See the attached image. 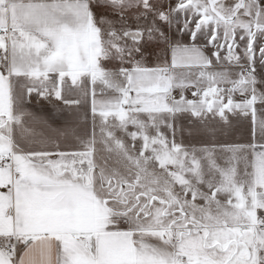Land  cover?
<instances>
[{
  "label": "snow or ice",
  "instance_id": "6c2138e0",
  "mask_svg": "<svg viewBox=\"0 0 264 264\" xmlns=\"http://www.w3.org/2000/svg\"><path fill=\"white\" fill-rule=\"evenodd\" d=\"M0 264H264V0H0Z\"/></svg>",
  "mask_w": 264,
  "mask_h": 264
},
{
  "label": "crops",
  "instance_id": "0c3cea01",
  "mask_svg": "<svg viewBox=\"0 0 264 264\" xmlns=\"http://www.w3.org/2000/svg\"><path fill=\"white\" fill-rule=\"evenodd\" d=\"M189 95H190V93H189ZM28 110L33 111V112H39L42 110V105L40 103H38L37 100L33 99L31 102V105L28 106ZM232 139L233 140H241V135L237 134Z\"/></svg>",
  "mask_w": 264,
  "mask_h": 264
}]
</instances>
